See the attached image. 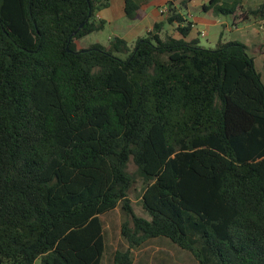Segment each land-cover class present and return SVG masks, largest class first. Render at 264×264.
Returning <instances> with one entry per match:
<instances>
[{
  "label": "trees",
  "instance_id": "trees-1",
  "mask_svg": "<svg viewBox=\"0 0 264 264\" xmlns=\"http://www.w3.org/2000/svg\"><path fill=\"white\" fill-rule=\"evenodd\" d=\"M245 2L203 10L264 21V0ZM108 4L0 0V264H103L101 216L118 207L129 248L113 264L159 237L199 264H264V82L249 47L188 40L195 24L171 3L180 38L156 23L133 46L79 49ZM140 8L126 0L129 19ZM131 161L149 218L129 198Z\"/></svg>",
  "mask_w": 264,
  "mask_h": 264
},
{
  "label": "rangeland",
  "instance_id": "rangeland-1",
  "mask_svg": "<svg viewBox=\"0 0 264 264\" xmlns=\"http://www.w3.org/2000/svg\"><path fill=\"white\" fill-rule=\"evenodd\" d=\"M152 1L154 2L151 8L154 11L163 7H171V3L169 2V0ZM201 1L202 0H198V2H196V5H192V8H186L182 3V7H180V10L186 18L190 17L188 19L189 21L199 22L198 24H195V30L193 34L200 39V45L205 48L214 49L216 48L218 41V39H216L218 28H210L206 25V23H213L217 21L218 16L212 12H205L203 10V7L200 5ZM205 1L208 4L210 0ZM262 1L263 0H246L245 7L257 8L262 3ZM188 3L189 2L186 1L185 4L188 5ZM167 16L168 15L164 16L165 23H167ZM221 17L228 18V16ZM235 20L237 21V19ZM252 22L253 21L250 20L246 23ZM254 26L255 25L252 24V27ZM115 28L116 26H111L109 23H106L104 28L91 39H98L103 44H109V42L112 40L109 39L110 36L114 32H117ZM176 31V29H173V32ZM202 31L205 32V36L201 35ZM168 32L169 31H167V33ZM76 43L78 45V42ZM256 49V46H254L253 48H249V54L252 57L255 56V52H257ZM256 58L258 71L262 74V79L264 80V60H261V58L263 57H261L260 54ZM128 171L132 172L135 175L136 179V182L129 193V198L131 200L133 210L137 216L149 218V214L145 211L142 204L143 194L145 192V184L143 182V179L139 176L137 166L134 164L133 161L129 163ZM126 218L127 217L125 216L120 207H118L111 213L101 216V219L103 221L104 238L106 243V251L103 259V264H113L115 252L117 250H127L129 248V244L124 239L121 232L122 223L125 221ZM131 251L133 256V264H199V262L190 252L179 248L176 244L171 242V240L165 237L151 239L142 247L132 249ZM35 264H41V259H38Z\"/></svg>",
  "mask_w": 264,
  "mask_h": 264
},
{
  "label": "crops",
  "instance_id": "crops-1",
  "mask_svg": "<svg viewBox=\"0 0 264 264\" xmlns=\"http://www.w3.org/2000/svg\"><path fill=\"white\" fill-rule=\"evenodd\" d=\"M134 1L138 3L141 7L139 13L142 14V16L140 18L129 19L127 17L126 0H108L109 4L107 7H104L100 10H96L95 12L96 20L105 21V23H109L111 26H116L115 29L117 32H114L110 36L109 38L110 40L115 37H120L125 39L129 43V45L132 46L135 44L137 39L146 36L147 33L154 28V25L156 23L164 24L163 32H162L163 35L170 34L175 38L181 37L178 31L173 32V29L177 30L176 24L171 25L165 23L164 16L168 15L169 11L166 14H162L161 10L162 9L169 10V7H163L154 11L151 8L154 1L152 0H134ZM186 1L189 2L188 5L185 4ZM169 2L173 4V7L177 10L178 13L182 14L185 17V15L180 10V7H182V3L184 4V7L192 8L193 7L192 5H196L197 4L196 2H198V0H169ZM205 4H207V2L205 0H202L200 5L203 7ZM189 18L190 17H187L186 19L188 20ZM192 23L198 24L199 22L195 21ZM241 24L242 23H239L238 20L236 21L233 16H229L228 18L218 16L217 21L213 23H206V25L210 28L211 27L218 28L216 34V39H218V41L221 35H223L222 37L224 41L238 40L246 44L249 48L250 47L253 48L254 46H256L257 52H255L254 59L257 68L256 57L261 54V57H263L261 58V60L262 59L264 60V48L263 50L259 48L264 43V21H256V22L254 21L252 23H246V24L243 23L244 26ZM252 24H254L255 26L252 27ZM194 30H195V25L191 34L187 38L188 40L198 38L193 34ZM167 31L169 32L167 33ZM98 33L99 32L93 33L81 40H78L77 47L79 49L88 48L89 46L97 43H100L104 46L109 45V44L101 43L98 39L95 40L91 39L92 37L96 36ZM231 37H236V38H231Z\"/></svg>",
  "mask_w": 264,
  "mask_h": 264
},
{
  "label": "built area",
  "instance_id": "built-area-1",
  "mask_svg": "<svg viewBox=\"0 0 264 264\" xmlns=\"http://www.w3.org/2000/svg\"><path fill=\"white\" fill-rule=\"evenodd\" d=\"M168 11H169L168 9H162V10H161V13H162V14H166ZM201 35H202V36H205V32L202 31V32H201Z\"/></svg>",
  "mask_w": 264,
  "mask_h": 264
},
{
  "label": "water",
  "instance_id": "water-1",
  "mask_svg": "<svg viewBox=\"0 0 264 264\" xmlns=\"http://www.w3.org/2000/svg\"><path fill=\"white\" fill-rule=\"evenodd\" d=\"M90 16H91V13H90Z\"/></svg>",
  "mask_w": 264,
  "mask_h": 264
}]
</instances>
